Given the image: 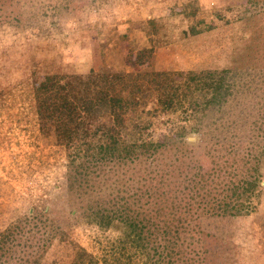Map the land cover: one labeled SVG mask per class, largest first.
Masks as SVG:
<instances>
[{
  "label": "rangeland",
  "instance_id": "obj_1",
  "mask_svg": "<svg viewBox=\"0 0 264 264\" xmlns=\"http://www.w3.org/2000/svg\"><path fill=\"white\" fill-rule=\"evenodd\" d=\"M141 48L149 51L135 60ZM204 67H227L229 87L220 103L158 117L147 103L140 116L132 113L129 126L156 121L141 128L154 139L177 135V125L196 127L178 136L196 145L190 155L203 166L213 165L209 156L216 155L225 167L231 158L226 146L233 142L241 140L244 148L252 140L261 148L258 209L243 217L201 219L200 227L214 236L206 246L212 262L224 257L228 264H264V0H0V228L26 215L33 224L24 228L33 233L38 219L31 220V213H44L45 227L56 228L45 241L46 264H70L75 245L101 264L105 241L117 235L82 217L86 205L106 196L98 194L96 177L67 190L66 153L52 122L34 111L32 84L54 70ZM215 143L226 149L213 151Z\"/></svg>",
  "mask_w": 264,
  "mask_h": 264
},
{
  "label": "trees",
  "instance_id": "obj_2",
  "mask_svg": "<svg viewBox=\"0 0 264 264\" xmlns=\"http://www.w3.org/2000/svg\"><path fill=\"white\" fill-rule=\"evenodd\" d=\"M145 51L149 50H137L135 60ZM226 73L227 67L89 68L77 74L54 70L32 84L34 111L40 120L52 122L55 141L66 153L67 190L82 188L96 177L98 194L106 196L86 205L81 213L87 223L117 233L105 241L101 264H228L224 257L212 262L206 246L214 236L200 222L248 216L258 209L261 148H254L252 140L244 148L241 140L233 142L226 146L231 158L225 167L218 164L224 158L216 155L209 156L213 165L203 166L190 155L196 145L178 136L181 130L197 131L196 127L177 125V135L154 139L141 128H151L156 121H134L129 126L132 113L140 116L147 103L156 117L177 108L184 113L210 109L229 87ZM217 144L213 151L226 149V144L218 149ZM34 216L38 222L33 233L24 228L29 223L26 215H15L0 228V260L47 263L45 241L56 228L45 227L44 213L43 218L31 213V220ZM34 238L37 242L29 243ZM222 253L226 255L227 250ZM97 261L81 246L72 249L70 264Z\"/></svg>",
  "mask_w": 264,
  "mask_h": 264
}]
</instances>
